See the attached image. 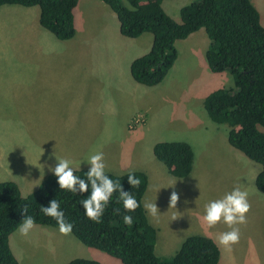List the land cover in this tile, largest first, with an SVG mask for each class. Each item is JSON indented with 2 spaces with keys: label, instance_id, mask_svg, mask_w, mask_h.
<instances>
[{
  "label": "rangeland",
  "instance_id": "obj_1",
  "mask_svg": "<svg viewBox=\"0 0 264 264\" xmlns=\"http://www.w3.org/2000/svg\"><path fill=\"white\" fill-rule=\"evenodd\" d=\"M194 1L164 0L163 7L170 16L180 21L181 9ZM250 2L253 8L264 9V0ZM18 9L26 11L24 9L27 8L17 5L0 7L1 56L7 53L22 54L20 36L26 27ZM33 9L39 10L38 7ZM75 28L76 34L72 39L79 52L86 48L89 40L98 52L106 51L108 54L109 51L118 50L119 38L122 37L119 21L104 2L80 1L75 9ZM147 35L150 37V34ZM209 42L205 31L197 34L195 42L188 45L180 41L176 65L165 80L155 87L138 85L125 76L131 61L148 52V48L144 51L142 46L124 57L122 63L125 69L123 66L109 68L116 75L110 78L113 82L110 91H93L91 86L83 89L75 86L62 91L60 104V99L56 102V95V104L45 110L0 108V152L26 151L43 158L55 154L58 158L69 159L73 168L80 169L89 168L84 162L90 152L101 151L104 159L109 161L105 171L124 174L149 170L152 173L155 163L165 167L154 156L156 143L187 142L193 148L196 163L188 176L190 178L178 180L180 182L169 184V187L182 198L176 203L179 208L175 206L181 216L174 227L183 224L184 215L188 216L190 227L181 232L172 230L167 213L170 193L161 198L155 195L158 216L154 219L150 216L149 221L157 229V256L172 257L185 239L192 235L209 236L218 244L219 234L229 228L223 222L207 226L202 220L204 205L209 200L222 197L234 186H239L248 192L250 209L246 213V223L234 225L239 228L240 237L232 245L231 251L218 244L221 252L219 264H264V193L256 186V177L262 167L229 144V127L213 122L204 107L210 93L223 87L234 88L236 83V77L229 72L213 73L210 70L206 59ZM63 61L69 66L68 54ZM12 78L10 75H0V87L8 83L11 85ZM57 113V121L61 122L57 125L26 123L43 119L51 123L55 120L50 118ZM25 114H30L28 119H25ZM8 181L17 183L25 197L36 191V187H27L20 166H0V182ZM179 183L184 187L182 190L178 189ZM147 196L144 197L146 202L150 198ZM10 246L20 264H67L77 258L96 260L101 264H122L107 252L86 246L72 233L61 234L57 227L51 226L35 225L26 236L16 230L10 237Z\"/></svg>",
  "mask_w": 264,
  "mask_h": 264
},
{
  "label": "trees",
  "instance_id": "obj_2",
  "mask_svg": "<svg viewBox=\"0 0 264 264\" xmlns=\"http://www.w3.org/2000/svg\"><path fill=\"white\" fill-rule=\"evenodd\" d=\"M116 14L120 33L128 38L153 35L150 50L133 60V79L144 86L160 85L175 66L178 41L204 29L209 38L206 59L213 73L229 72L236 77L234 88H219L210 93L204 107L210 119L229 127V144L261 165L256 177L257 189L264 193V25L261 15L250 0H196L181 9V20L170 16L164 0H100ZM80 0H0V7L17 5L39 7L41 26L61 41L76 34L75 9ZM154 156L177 178H187L194 167L192 146L184 141L158 142ZM86 179L88 168L73 169ZM119 181L123 190L131 192L140 207L127 214L132 224L126 225L125 209L118 193L110 199L99 222L84 215L79 201L86 196L61 190L52 173L29 197L13 181L0 182V264H20L10 246V237L26 215L35 225L57 227L45 216L40 206L57 199L67 221L73 224L72 234L88 247L103 250L122 264H219L220 248L209 236L192 235L185 239L172 257H159L155 252L157 229L149 222L143 198L149 185L145 172L134 171L138 186L129 184L124 174L105 172ZM118 208L119 213L113 209ZM67 264H101L77 258Z\"/></svg>",
  "mask_w": 264,
  "mask_h": 264
},
{
  "label": "crops",
  "instance_id": "obj_3",
  "mask_svg": "<svg viewBox=\"0 0 264 264\" xmlns=\"http://www.w3.org/2000/svg\"><path fill=\"white\" fill-rule=\"evenodd\" d=\"M33 8L35 7L24 9L26 11H19V9L17 10V12L21 13L24 19L23 21L25 22L24 26L26 27V31L22 32V35L20 36V47L22 54L16 55L14 53H7L4 56L0 55V75H2L3 77H5V75L14 77L12 78L13 81L11 85L8 83V85H6L5 87H0V98L1 100H3V105L0 106V108L6 110H45L56 104L59 99L60 104L62 100V91L64 89L75 86H79L81 89L91 86L90 88L93 89V91H110L112 89L111 83L113 84V82L110 81V78L111 76L116 75H114V73H111V70L109 68L123 66L125 69L122 61L127 53H129L136 47L142 46H144V51H146L147 48V51H149L151 48L149 47V45L152 46L153 35L150 34L149 37V35H147L149 33H146L138 38H128L122 35V37L119 38L117 47L118 50L109 51L108 54H106V51L98 52L97 50L93 49L91 40L87 41L86 48L80 49L79 52V50L75 46L74 39L61 41L57 39L52 33L51 35L48 30L44 29L40 23V9L37 10ZM255 10L258 11L261 15V21L263 24L264 9L258 7L255 8ZM203 30L204 29H201L198 32L193 33L191 36H189V38L181 41L187 42V45L188 43L195 42L197 34L205 31ZM62 42H70V44L63 45ZM98 42L100 41H95V43ZM179 42L180 41H178L176 44L178 53ZM67 54L70 57L69 66L65 64V61H63V57H66ZM133 60L131 61V63L133 62ZM125 76L128 77V80L130 82L134 81L136 84L141 85L133 79L130 68ZM56 95L57 100L55 102ZM58 115L59 113L53 114L54 117L50 119L55 121L51 123L50 121H47L45 119L39 122L33 120L26 123L39 125H57L61 123L57 121L59 119L57 117ZM24 116H26L25 119H28L30 114H25ZM38 116L42 119L41 114H39ZM21 120L24 119L21 118ZM24 121L23 123H25ZM43 157L44 156L41 157L39 154L36 155V153L26 151L16 152L14 150H3L0 152V166L7 168L20 166L23 172V180L27 184V187L30 189L36 187L35 190H37L41 186V183L45 181L47 177H49L47 176L45 179H43L45 175L47 173L52 174V172L49 171V166L54 167L58 162L55 158V154H50L47 158ZM108 162L109 161L104 159L105 170L109 167ZM160 163L164 165L162 162ZM195 163L196 158L194 161V165ZM40 165L42 167H40ZM73 169L79 168L75 167ZM167 170L168 169L166 166L161 167V165H159L158 163H155L152 166V173L149 172V170H146L147 172L145 173H147L149 177V185L144 197H146L147 195L148 198L150 197L148 202H154L155 195L157 197L160 196L161 198L165 197L167 193H170L167 197V200L170 199L171 193L175 191L171 187H169V184L180 182L182 180H187L188 178H190H175L170 175L169 170L167 173ZM105 172L111 173L109 171ZM182 187L183 185L179 183L178 189L182 190L184 188ZM178 199L182 200L180 194H178ZM145 202L146 199L143 198V203ZM175 206L179 208L178 205L170 206L168 204L167 206V213L169 214L170 221L169 224L174 231H185L190 227V224L187 223L189 221L187 215L183 216L182 225L179 224L178 227H174L176 221L179 220L181 216L180 211L178 209L176 210ZM147 216L149 217L148 219H150L148 213ZM152 219L154 218L152 217Z\"/></svg>",
  "mask_w": 264,
  "mask_h": 264
},
{
  "label": "clouds",
  "instance_id": "obj_4",
  "mask_svg": "<svg viewBox=\"0 0 264 264\" xmlns=\"http://www.w3.org/2000/svg\"><path fill=\"white\" fill-rule=\"evenodd\" d=\"M55 158L58 162L54 167L49 166V171L57 178L59 188L68 190L73 194L87 193L79 201L87 218L99 222L113 194L118 193V200L125 209V214L122 216L123 222L129 226L132 224V216L127 213L140 207V202L131 192L124 191L119 181L113 180L105 173L103 152L92 151L87 156L84 162L89 166L86 179L74 174L71 166L72 161L67 158H58L56 155ZM127 179L132 186L140 184V180L136 178L134 171H129ZM177 200L178 194L172 192L170 206L176 205ZM143 207L149 216L153 218L158 216V208L155 202H145ZM249 209L248 192L239 186H234L222 197L209 200L204 205L202 220L209 227L215 226L218 222H223L228 226L229 230L221 232L217 237V242L225 250L231 251L232 245L236 244L240 237L239 228L234 225L246 223V213ZM40 211L56 221L58 231L61 234L67 235L72 232L73 224L66 220L60 202L56 198L50 200L47 206L41 205ZM113 211L119 213L120 210L116 208ZM34 226V218L31 215H26L18 224L17 231L20 235L26 236Z\"/></svg>",
  "mask_w": 264,
  "mask_h": 264
}]
</instances>
